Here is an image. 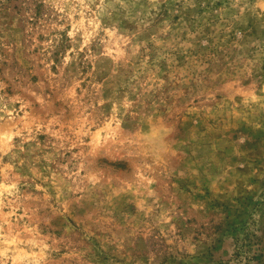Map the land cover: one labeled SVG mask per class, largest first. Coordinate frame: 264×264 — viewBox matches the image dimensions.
I'll list each match as a JSON object with an SVG mask.
<instances>
[{
	"label": "rangeland",
	"instance_id": "374dc122",
	"mask_svg": "<svg viewBox=\"0 0 264 264\" xmlns=\"http://www.w3.org/2000/svg\"><path fill=\"white\" fill-rule=\"evenodd\" d=\"M0 264H264V0H0Z\"/></svg>",
	"mask_w": 264,
	"mask_h": 264
}]
</instances>
